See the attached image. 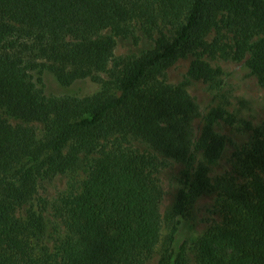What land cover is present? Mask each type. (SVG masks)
I'll return each instance as SVG.
<instances>
[{"label":"trees","instance_id":"trees-1","mask_svg":"<svg viewBox=\"0 0 264 264\" xmlns=\"http://www.w3.org/2000/svg\"><path fill=\"white\" fill-rule=\"evenodd\" d=\"M249 1L0 0V109L46 129L42 142L30 127L0 116V264H145L162 233V159L188 154L196 113L192 97L168 84L163 70L182 54L207 53L205 37L224 9L244 43L251 33ZM135 21L156 37L152 49L111 71L118 95L98 96L79 112L71 99L48 98L34 82L33 73L43 71L68 85L105 70L114 43L103 32L124 34ZM261 33L250 53L264 77V22ZM206 75L199 64L188 70L193 79ZM128 140L156 156L128 147ZM222 145L209 124L205 154L216 156ZM85 155L95 159L80 190L62 200L66 233L53 255L42 214L32 206L23 217L17 212L33 199L39 177L74 173ZM239 167L243 183L214 182L220 219L195 242V264H264L262 130L252 131ZM191 185L186 175L176 200L180 216L206 188L203 174ZM185 252L170 251L160 264H187Z\"/></svg>","mask_w":264,"mask_h":264},{"label":"rangeland","instance_id":"rangeland-1","mask_svg":"<svg viewBox=\"0 0 264 264\" xmlns=\"http://www.w3.org/2000/svg\"><path fill=\"white\" fill-rule=\"evenodd\" d=\"M248 7L251 33L244 43L229 25V13L224 9L218 12L205 37L209 51L182 54L163 70L168 84L185 90L192 97L196 113L191 122L192 141L188 154L183 159H162L159 156L165 162L157 175L162 191V233L152 256L145 264H160L170 251L177 253L180 248L186 250L187 264H195V242L213 222L220 219V197L214 188L215 180L244 182L239 167L241 153L251 143L254 129L264 132V77L253 65L250 53L262 36L264 0H250ZM103 35L111 36L114 43L105 70L68 85H62L49 71L33 73L34 82L46 97L71 99L79 106V112H87L96 97L118 95L111 71L152 49L156 37L153 31L137 21L131 23L124 34H117L116 29L111 28L104 31ZM195 64L202 65L207 75L190 78L188 70ZM0 116L11 125L30 127L39 141L46 139L43 123H23L3 109H0ZM209 124L223 142L220 151L213 157L206 155L201 147L205 128ZM127 144L140 153L152 154L140 141L128 140ZM94 159V155H85L81 169L74 173L39 177L33 199L17 212V217H23L25 210L32 206L42 214L46 222V246L53 255L57 254L56 248L66 233V223L59 209L62 200L69 192L80 190ZM199 173L203 174L207 186L200 193L191 195L180 216L176 208L178 192L183 187L186 175L190 185H193Z\"/></svg>","mask_w":264,"mask_h":264}]
</instances>
